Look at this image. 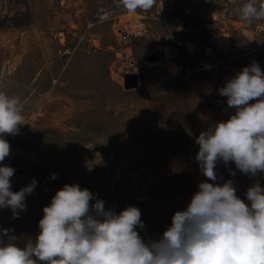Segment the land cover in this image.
Listing matches in <instances>:
<instances>
[{"label":"rangeland","instance_id":"obj_1","mask_svg":"<svg viewBox=\"0 0 264 264\" xmlns=\"http://www.w3.org/2000/svg\"><path fill=\"white\" fill-rule=\"evenodd\" d=\"M112 1L0 0V92L20 99L24 117L19 134L4 136L10 154L2 165L29 166L25 182L15 173L10 178L12 191L37 181L18 218L0 209V229L10 230L21 248L35 240L43 207L65 184L88 189L117 214L137 207L144 227L136 230L145 240L160 237L201 181L231 180L246 204L249 187H264V174H243L231 161L218 162L217 180H207L195 161L200 132L234 114L218 89L253 62L264 72V19L251 25L241 20L238 8L248 0H210V9L168 0L172 16L160 0L163 23L151 19L157 0L143 11L145 35L126 43L108 23L86 27L96 8ZM191 22L200 26L194 38L202 46L189 56L181 43L193 36ZM203 47L213 55L196 57ZM164 52L176 57L178 68ZM129 62L137 66L129 74L136 85L125 90L118 72Z\"/></svg>","mask_w":264,"mask_h":264},{"label":"clouds","instance_id":"obj_2","mask_svg":"<svg viewBox=\"0 0 264 264\" xmlns=\"http://www.w3.org/2000/svg\"><path fill=\"white\" fill-rule=\"evenodd\" d=\"M156 2L120 0L129 13L149 11ZM238 12L251 25L264 19V2L248 0ZM218 92L227 97L234 114L196 137L200 172L215 182L217 163L231 161L243 174H264V72L253 62ZM23 120L20 99L0 92V209H10L13 218L26 210L25 197L37 187L33 179L12 191L15 169L2 165L10 154L4 136L19 134ZM197 187L160 237L145 240L136 230L144 227L137 207L127 206L117 214L106 210L104 201L88 189L65 184L43 207L34 241L27 240L21 248L10 230L0 229V236L7 237L0 239V264H264V187L259 182L249 187L247 204L236 195L231 180L222 185L201 181Z\"/></svg>","mask_w":264,"mask_h":264},{"label":"built area","instance_id":"obj_3","mask_svg":"<svg viewBox=\"0 0 264 264\" xmlns=\"http://www.w3.org/2000/svg\"><path fill=\"white\" fill-rule=\"evenodd\" d=\"M165 2L168 3V0H165ZM190 2L192 5L203 3L207 5L209 9L211 8L209 4L210 0H190ZM161 4H162V1L158 0L157 5H156V11L154 13V17L151 16V19H156L159 22L164 23V15H163V9H162ZM225 5L226 4H224V6ZM157 8L159 9L157 10ZM228 13L229 15H231L232 10L228 9ZM144 17H145L144 12L142 10L138 9L135 13H129L127 10L123 8L122 4L120 3V0H116V1L114 0L112 1V3L108 4L106 7L98 6L94 11L92 20L86 23V27L88 29L92 27L94 24L108 23L110 24L118 42H126V43L129 42L130 43L132 40L140 39L145 35L146 26L144 25V22H143ZM212 19H213V15H212ZM180 24H182V27L184 26L185 28L187 26V24L184 21H180ZM198 26H199L198 23H194V22H191V24H189V29L193 30L194 33H193L192 38L189 37L186 43H181L185 54L192 53L195 47L202 46L194 38L195 36H197L198 30L200 29V26L199 27ZM176 44L179 45L180 43L176 42ZM62 46H64V44H61V47ZM188 46H190V48ZM203 48L207 56L213 55L212 54L213 50L211 48L209 47H203ZM66 50H62L63 56H60V57L67 58ZM165 59H169L170 63H172V65L174 64V68L179 67L178 66L179 63L175 56L171 54H168L166 56L164 52V60ZM163 69H165V67ZM136 71H137V66L133 65L132 62H129V64L125 68V71H119V72L117 71V72L118 74H121L124 76V75L131 74V72L136 73ZM157 73H158V76L162 77L163 73L160 70H158ZM123 76H121V78ZM166 76L167 75L164 74V77Z\"/></svg>","mask_w":264,"mask_h":264},{"label":"water","instance_id":"obj_4","mask_svg":"<svg viewBox=\"0 0 264 264\" xmlns=\"http://www.w3.org/2000/svg\"><path fill=\"white\" fill-rule=\"evenodd\" d=\"M168 9H169V12L170 14L172 15L173 14V2L170 1L168 2ZM147 59H149L150 61L151 60H155L156 58L154 56H151L150 58L147 57ZM123 83H122V87L123 89H129V88H133L135 87L136 85V82H135V76L134 75H124L123 77ZM160 126L163 127V122H160Z\"/></svg>","mask_w":264,"mask_h":264},{"label":"trees","instance_id":"obj_5","mask_svg":"<svg viewBox=\"0 0 264 264\" xmlns=\"http://www.w3.org/2000/svg\"><path fill=\"white\" fill-rule=\"evenodd\" d=\"M15 175L20 182H25V178L30 176L29 166L26 163L15 166Z\"/></svg>","mask_w":264,"mask_h":264},{"label":"crops","instance_id":"obj_6","mask_svg":"<svg viewBox=\"0 0 264 264\" xmlns=\"http://www.w3.org/2000/svg\"><path fill=\"white\" fill-rule=\"evenodd\" d=\"M200 47H195L194 49H193V51H192V53H189V54H187V55H191V54H193V52L194 51H196L197 49H199ZM212 53H213V51H212ZM219 53V52H218ZM196 57H199V58H208V56L206 55V52H204V54H203V52H201L199 55H195ZM209 62V61H208ZM208 62H205V60L203 61V64H206V63H208ZM188 67V66H187ZM0 223H1V220H0ZM0 239H2V238H0Z\"/></svg>","mask_w":264,"mask_h":264},{"label":"flooded vegetation","instance_id":"obj_7","mask_svg":"<svg viewBox=\"0 0 264 264\" xmlns=\"http://www.w3.org/2000/svg\"><path fill=\"white\" fill-rule=\"evenodd\" d=\"M183 29H185V27H183Z\"/></svg>","mask_w":264,"mask_h":264},{"label":"bare ground","instance_id":"obj_8","mask_svg":"<svg viewBox=\"0 0 264 264\" xmlns=\"http://www.w3.org/2000/svg\"><path fill=\"white\" fill-rule=\"evenodd\" d=\"M164 125V124H163Z\"/></svg>","mask_w":264,"mask_h":264}]
</instances>
